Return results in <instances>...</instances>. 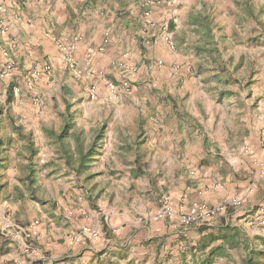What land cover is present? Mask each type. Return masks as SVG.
<instances>
[{"label":"crops","instance_id":"crops-1","mask_svg":"<svg viewBox=\"0 0 264 264\" xmlns=\"http://www.w3.org/2000/svg\"><path fill=\"white\" fill-rule=\"evenodd\" d=\"M187 1L174 0L173 5H168L157 3V0H0L1 106L20 117L45 119L56 116L60 126L65 102L71 105L74 116L90 115L88 104L101 105L99 108H103L105 115L102 121L106 126L101 153L107 149L109 154L110 150L119 154L118 148H124L128 142L134 147L145 142L146 146L159 149L161 142L154 133L158 134L159 128L151 127L154 131L149 129L148 133L143 124V135L136 138L140 133L138 118L142 115L139 110L134 127L106 125L104 118H121L123 109L117 108L123 103L131 102L125 105L128 110L130 105L137 103L135 96H130L132 100L129 93L123 91L118 92L117 101L111 106L107 91L110 84L120 87L129 80L135 88L140 78L148 74L158 75V60L164 62L166 71L167 66L175 64L178 55L167 44L165 35L172 24L171 34L176 39L182 21L187 15H193L194 10L186 6ZM179 4L182 5L180 8ZM145 11H150V17L144 15ZM148 18L157 25L148 28ZM104 31L110 32L111 39L103 52H97ZM59 37L76 42L73 65L63 58L57 45ZM184 59L187 61V57ZM119 61L123 62L121 66H118ZM45 65L51 66L49 74L43 70ZM160 73L161 77L156 76L150 91L156 101L165 102L171 108L164 107L157 111L159 116L155 115L165 120L170 113L176 112L178 119L185 121L181 114H177L183 110L177 112L175 108L176 94L163 92V84L170 78L167 73ZM9 84L15 85L18 91L13 88V99L6 103ZM219 97L220 93L215 101ZM231 99L249 105V98L239 97L236 93L223 100ZM216 109L220 114L225 113L223 108ZM231 111L237 113L235 108ZM76 120L77 117L73 128L84 131ZM219 125L222 129L220 135L211 140H207L208 132H201L199 127L187 130L188 137L194 134L191 137L198 139L195 144L197 160L210 159V165L196 168L190 176H166L167 179L153 183L156 189L168 196L169 215H150V210H154L158 202L151 203L148 212L147 204L141 200L137 206L130 200L120 205L107 200L105 208L98 212L81 202L80 208L73 209L72 217L66 216L67 220L60 227L52 223L47 225L44 221L36 227L39 236L32 245L37 247V244L38 249L41 248L38 254L32 247L26 248L22 237L25 229H19L10 238L8 251L0 254V264H203L208 248L203 251L196 249L201 237L199 228L203 226L180 224L179 210L194 202L213 205L233 197L242 198L241 206L221 210L210 226L230 224L251 238L264 236V114L260 121L248 117L238 120V116H234L227 122L219 120ZM46 130H51V127L45 124L43 131L49 137ZM169 144L167 147L171 148L172 144ZM176 144L180 146L182 161L187 157L193 159L191 155L194 152L186 135ZM110 157L113 158L112 155ZM128 189L130 184L125 185V191ZM87 217L93 219L87 220ZM83 228L96 231V235L85 233ZM71 239L75 242L70 243ZM242 257L241 249L230 250L227 257H218L212 264H234Z\"/></svg>","mask_w":264,"mask_h":264},{"label":"rangeland","instance_id":"rangeland-1","mask_svg":"<svg viewBox=\"0 0 264 264\" xmlns=\"http://www.w3.org/2000/svg\"><path fill=\"white\" fill-rule=\"evenodd\" d=\"M181 6L179 4L178 8ZM186 6H191L194 12L182 21L178 36L175 35L176 39L172 37L171 29L167 30L171 34L172 48L178 55V60L175 64L167 66L168 71L164 69L165 64L161 60L158 75L156 74L157 77H161L160 72L167 73L170 79L163 84V92L169 95L176 94L175 108L177 112L183 110V113L177 114H181L185 121L182 118L178 119L176 112L170 113L165 120L155 115L159 116L157 111L164 107L171 108L165 102L163 104L152 97L154 94L150 88L156 78L155 74L140 78L135 88H132L129 80L125 81L128 88H124L125 84L119 85L120 87L115 85L118 92L124 91L129 93V97L135 96L137 103L130 105L129 110L125 109V105L131 104L130 101L117 108L123 109L120 119L112 116L104 118L107 121L106 125L134 127L137 124L135 115L138 110L141 111L142 115L138 120H142L141 125L144 124L146 128L144 129L148 133L151 127L159 128L158 134L154 132L155 137L158 136L157 139L161 142L159 149L150 148L145 142L137 147L128 142L124 148H118L119 154H114L113 150H110L109 154L107 149H103V154L99 155L98 160L87 171L77 175L70 167L65 166L58 145L43 131L45 124L57 131L59 118L20 117L11 109L4 110L0 103L1 250L8 251L10 238L19 229H25L33 224L35 220L39 221V226L44 221L47 225L52 223L55 227H60V224L67 220L66 216L72 217L73 209L80 208L81 202L90 210L94 209L97 212L105 208L107 200L114 201L117 205L130 200L135 206L141 200L147 204L146 212L150 209L151 203L158 202L154 210H150V215L155 217L161 208V198L164 195L153 185L155 181L167 179L166 176H190L191 171L194 172L196 168L210 165V159L197 160L195 144L198 139L191 137L195 136L194 134L188 137L187 130L199 127L201 132L204 133V130L208 132L207 140H211L218 137L222 131L219 125L221 119L227 122L230 117L232 119L238 116V120L248 117L250 120L260 121V116L264 114V0H188ZM198 18L202 22L210 21L211 35L205 33L204 25L195 21ZM166 25L168 27V24ZM186 57L188 65L184 59ZM224 80L228 82L224 83ZM165 87L167 89H164ZM109 88L110 85L107 97ZM222 90H226L222 93L223 97L215 101L217 94H221ZM14 91L17 92L18 89L14 88ZM228 92L249 98V105H243L236 99L223 100L226 96L232 95L227 94ZM179 95L183 97L180 98ZM117 98L107 100L113 106ZM100 106L88 104L86 107L87 112H91L90 115L75 116L76 124L84 128L86 136L90 134V129L87 128L97 126L105 116ZM217 107L223 108L225 113L220 114ZM231 107L235 108L236 114L235 111L229 112ZM111 110L114 111L116 108ZM14 125L21 126L23 136L14 131ZM181 125H184L183 128ZM28 135H31L37 147L33 162L45 164V169L34 176L37 178L34 184L37 186L34 188L37 199L31 198L30 190L19 180L27 162V151L23 145L28 141ZM185 135L194 153L191 155L193 159L187 157L182 161V156H179L180 146L176 142ZM168 143L172 144L171 148L167 147ZM129 144L132 145L131 148ZM229 151L232 153V150ZM138 156L140 168L144 169L146 175L132 178L129 174L130 169L136 167L135 161ZM126 184L127 186L130 184V189L125 191ZM15 187L21 192L18 193ZM38 199L40 201H37ZM89 219L93 218L87 217V220ZM22 237L26 248L32 247L38 254L41 248L38 249L37 244H35L37 247H33L34 240L28 241L23 233Z\"/></svg>","mask_w":264,"mask_h":264},{"label":"trees","instance_id":"trees-1","mask_svg":"<svg viewBox=\"0 0 264 264\" xmlns=\"http://www.w3.org/2000/svg\"><path fill=\"white\" fill-rule=\"evenodd\" d=\"M206 20V19H205ZM200 25L205 26V33L211 35L210 21L202 22L200 18L195 20ZM195 22V23H196ZM172 29L173 25L170 24ZM204 48V47H203ZM202 49V48H201ZM205 49V48H204ZM207 50V49H206ZM228 82L227 80H224ZM15 85L9 84L7 88L6 103H11L13 99V88ZM226 90H222V93ZM231 93V92H228ZM61 123L57 131L46 130L47 134L53 138V141L58 145L64 158L65 166L70 167L77 175L87 171L101 155L103 147V140L105 137V121H101L97 126L90 130V134L86 136L84 131H77L74 129V113L71 110V105L65 102V110L60 114ZM141 120V119H140ZM142 120L139 121V130L142 131ZM14 131L23 136L21 126L14 125ZM141 133L136 135L140 136ZM28 141L23 145L27 151V162L24 165V172L19 177L20 182L31 192V198L37 199L34 195V184L36 179L34 176L45 169V164H37L33 162V158L37 154V147L35 146L31 135H28ZM131 148L132 145L129 144ZM136 159V167L130 169L132 178H137L146 175L144 169L140 168V156ZM17 192H21L18 187H15ZM37 201H40L39 199ZM201 233L200 240L196 249L203 251L208 248V254L203 261V264H212L218 257H227L230 250L241 249L243 257L240 262L234 264H264V236L249 237L246 233L241 231L236 226L230 224H221L216 226H203L199 228ZM1 250V249H0ZM0 252H7L2 249ZM38 264H41L38 262Z\"/></svg>","mask_w":264,"mask_h":264},{"label":"built area","instance_id":"built-area-1","mask_svg":"<svg viewBox=\"0 0 264 264\" xmlns=\"http://www.w3.org/2000/svg\"><path fill=\"white\" fill-rule=\"evenodd\" d=\"M149 1V0H148ZM147 1H145L146 3ZM157 3H165L168 5H173L174 0H157ZM144 15L146 17H150V11H145ZM157 25V23L152 19L148 18L146 21V26L148 28H153ZM167 28V25H165ZM111 39V34L109 31H104L103 33V38L101 44L96 48L97 52H103L106 48V45ZM165 40L166 42L170 45V47H173L172 41H171V34L166 33L165 35ZM57 45L61 50L63 58L69 63V65L74 64V52L76 49V42L74 40H67L64 37H59L57 39ZM92 55V51H90L89 56ZM122 56H125V54H122ZM162 61L158 60V64H161ZM123 64L122 61L118 62V66H121ZM43 70L46 74H49L51 71V66L50 65H45L43 67ZM92 73V71H90ZM124 88H128L126 83ZM92 93L94 92V87H91ZM118 97V90L117 87L113 86L110 84L109 88V93H108V98L110 100L115 99ZM262 175L264 176V165L262 168ZM161 208L159 211H157L156 216L161 217V216H167L171 213L169 202H168V196L164 194L161 198ZM242 204V198L239 197H233L230 198L229 200L220 203V204H206L204 202H194L189 207L185 209L179 210V222L180 224L187 226L190 224H196L199 226H210L214 220L216 219L218 213L221 210H226L230 207H235V206H241ZM39 221L35 220L33 224L28 226V228H25L24 234L25 237L28 239V241L35 240L37 236H39V233L36 229L38 226ZM83 231L89 235L95 236L96 231L90 230L88 228H83ZM75 242L74 239L70 240V243ZM44 257H40L42 259Z\"/></svg>","mask_w":264,"mask_h":264}]
</instances>
